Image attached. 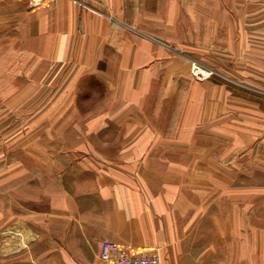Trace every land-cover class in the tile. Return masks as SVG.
<instances>
[{
    "label": "crops",
    "instance_id": "0c3cea01",
    "mask_svg": "<svg viewBox=\"0 0 264 264\" xmlns=\"http://www.w3.org/2000/svg\"><path fill=\"white\" fill-rule=\"evenodd\" d=\"M102 241L264 264V0H0V264Z\"/></svg>",
    "mask_w": 264,
    "mask_h": 264
},
{
    "label": "built area",
    "instance_id": "2783aa9c",
    "mask_svg": "<svg viewBox=\"0 0 264 264\" xmlns=\"http://www.w3.org/2000/svg\"><path fill=\"white\" fill-rule=\"evenodd\" d=\"M190 74L196 81L208 79L213 71L196 62L190 64ZM99 264H161L156 250L132 252L111 241H102L98 251Z\"/></svg>",
    "mask_w": 264,
    "mask_h": 264
}]
</instances>
